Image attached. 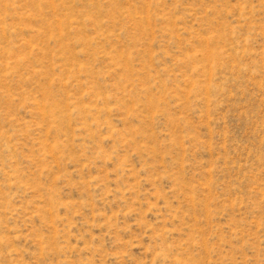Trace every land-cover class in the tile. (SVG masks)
Here are the masks:
<instances>
[{
    "label": "rangeland",
    "instance_id": "1",
    "mask_svg": "<svg viewBox=\"0 0 264 264\" xmlns=\"http://www.w3.org/2000/svg\"><path fill=\"white\" fill-rule=\"evenodd\" d=\"M0 264H264V0H0Z\"/></svg>",
    "mask_w": 264,
    "mask_h": 264
}]
</instances>
